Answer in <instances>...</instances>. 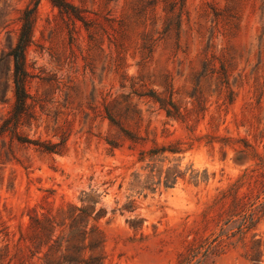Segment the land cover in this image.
<instances>
[{
	"label": "rangeland",
	"instance_id": "374dc122",
	"mask_svg": "<svg viewBox=\"0 0 264 264\" xmlns=\"http://www.w3.org/2000/svg\"><path fill=\"white\" fill-rule=\"evenodd\" d=\"M64 1L100 28L118 21L123 49L39 0L25 51L28 107L16 135L0 134V224L16 231L32 209L79 205L93 189L108 212L104 264H181L199 246L190 264H250L244 243L264 240V0ZM33 5L0 0V128L14 104L11 50ZM156 147L173 152L153 163L155 174H180L173 187L127 190L147 173L140 153ZM236 182L238 204L218 201ZM127 195L134 213L111 215ZM253 208V227L232 236Z\"/></svg>",
	"mask_w": 264,
	"mask_h": 264
},
{
	"label": "trees",
	"instance_id": "16d2710c",
	"mask_svg": "<svg viewBox=\"0 0 264 264\" xmlns=\"http://www.w3.org/2000/svg\"><path fill=\"white\" fill-rule=\"evenodd\" d=\"M32 1H34L33 8L26 9L21 18V27L17 43L10 54L14 68V104L12 115L4 122L3 127L0 128V134L6 131H12V134L16 135L21 116L28 107V94L25 90L26 79L28 77L25 70V51L31 44L34 13L39 0ZM50 1L52 6L58 9L62 16L68 19L73 17L76 21L83 24L86 31H92L96 34L100 30L102 35L106 37L109 48H114L115 50L123 49L124 44L118 39L122 36L120 33H117V29L114 26L118 21L113 18H108L109 27L105 29L100 28L93 21L86 20L84 14L79 9L66 1ZM143 1L138 0L137 2L142 3ZM181 15L182 8H180L176 18L180 19ZM153 17L155 18V16ZM145 23L146 20L141 22V24ZM118 25H120L119 22ZM89 39L91 42H94L97 40V37L89 35ZM143 40H146V38ZM170 107L174 108L172 104H170ZM163 109H165L167 117L172 116L170 110L166 109V107H163ZM110 121L112 122L111 118ZM10 122L12 123L11 125ZM167 151L171 152L166 147H156L142 151L139 161H148V164L142 168L147 173L143 175L133 174V181L129 183L130 188L127 190L132 189L133 183L146 185L148 182H151L153 185H159L162 182L165 188H172L177 180V175L180 174L172 171L173 169H167L164 176L162 171L156 174L154 173L155 166L153 163L156 161L157 156ZM110 174L111 171L107 172L106 176H110ZM162 176L163 181H161ZM141 177H143L142 181ZM155 178L157 182H154ZM114 182L108 179L104 180L102 185L110 187ZM142 187L139 191L140 193L143 190ZM237 187L236 182L227 189L219 191L218 201L231 198L234 205L238 204L239 199L236 195ZM121 188L122 184H119L118 190ZM78 201L80 203L79 205L67 203L64 206H59L55 210H50L45 213H37L35 209H32V213L28 216L27 222L19 225L16 231L0 224V264H104V236L100 221L107 216L108 212L105 208H96L97 204H99V195L93 189L81 192ZM115 204L118 206L119 202ZM135 210L136 201L132 199L131 195H127L125 196V202L120 207L112 209L110 214L115 215L116 212L132 214ZM257 215L258 213L255 208L249 209L248 213L242 214L237 226L238 232L232 234V236L239 234L243 238L251 227H253ZM141 222V220L134 221L132 227L136 229ZM255 237L253 236L252 240L248 243H244L243 258L250 264H262L264 260V240L255 239ZM204 244L207 247V242ZM200 248L202 246L189 249V253L181 261V264H190L191 258L199 254L198 249ZM209 251L206 250L204 253L208 254ZM199 263V261L196 262V264Z\"/></svg>",
	"mask_w": 264,
	"mask_h": 264
}]
</instances>
